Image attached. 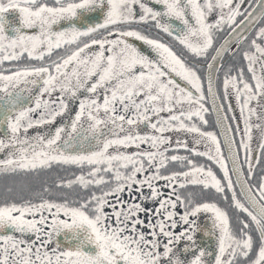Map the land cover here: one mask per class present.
I'll list each match as a JSON object with an SVG mask.
<instances>
[{"label":"snow or ice","instance_id":"1","mask_svg":"<svg viewBox=\"0 0 264 264\" xmlns=\"http://www.w3.org/2000/svg\"><path fill=\"white\" fill-rule=\"evenodd\" d=\"M0 126V264H264V0H0Z\"/></svg>","mask_w":264,"mask_h":264},{"label":"flooded vegetation","instance_id":"2","mask_svg":"<svg viewBox=\"0 0 264 264\" xmlns=\"http://www.w3.org/2000/svg\"><path fill=\"white\" fill-rule=\"evenodd\" d=\"M85 16H86V19L74 20L73 22L74 23H77L78 26H84L86 23H91V22H94V21L99 22V19L102 18V13L99 10H97V11L92 12V13H87V14H85ZM5 18L10 23H16V24H18V12L15 11V10H9L8 12H6L5 13ZM171 22L173 24L179 26V22L178 21L173 20ZM60 26H66V22H63L62 21L61 24H60ZM54 28H55V26H54ZM6 32H7L8 35H13L14 34L10 29H6ZM133 42L137 43V45L139 47H141L142 49L144 48V45L142 44V42L135 41L134 39H133ZM204 220H205L204 215L201 214L200 215V218L198 219V223L202 225L203 222H204ZM196 236H197V240L199 242H201L202 244H207V245L211 246L213 244V242H214V240H213L212 237H210V236H204L203 232H198L196 234ZM57 237H56V239H57ZM182 244H183V241H181V245L180 246H182Z\"/></svg>","mask_w":264,"mask_h":264},{"label":"water","instance_id":"3","mask_svg":"<svg viewBox=\"0 0 264 264\" xmlns=\"http://www.w3.org/2000/svg\"><path fill=\"white\" fill-rule=\"evenodd\" d=\"M2 127V126H1ZM203 226H207L208 225V222L207 220L205 219L203 224ZM57 240L61 243V244H67L69 243L68 241H66L65 239V234L64 233H61L58 237H57Z\"/></svg>","mask_w":264,"mask_h":264},{"label":"rangeland","instance_id":"4","mask_svg":"<svg viewBox=\"0 0 264 264\" xmlns=\"http://www.w3.org/2000/svg\"><path fill=\"white\" fill-rule=\"evenodd\" d=\"M256 121L254 120L253 123H255ZM255 142V141H254ZM202 147V146H201Z\"/></svg>","mask_w":264,"mask_h":264},{"label":"trees","instance_id":"5","mask_svg":"<svg viewBox=\"0 0 264 264\" xmlns=\"http://www.w3.org/2000/svg\"><path fill=\"white\" fill-rule=\"evenodd\" d=\"M206 159V158H205Z\"/></svg>","mask_w":264,"mask_h":264}]
</instances>
